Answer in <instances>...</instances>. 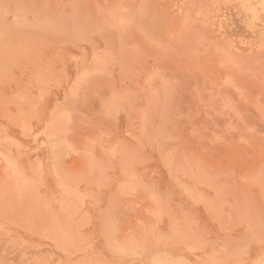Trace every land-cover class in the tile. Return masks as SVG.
I'll use <instances>...</instances> for the list:
<instances>
[{"label": "rangeland", "instance_id": "rangeland-1", "mask_svg": "<svg viewBox=\"0 0 264 264\" xmlns=\"http://www.w3.org/2000/svg\"><path fill=\"white\" fill-rule=\"evenodd\" d=\"M0 264H264V0H0Z\"/></svg>", "mask_w": 264, "mask_h": 264}]
</instances>
